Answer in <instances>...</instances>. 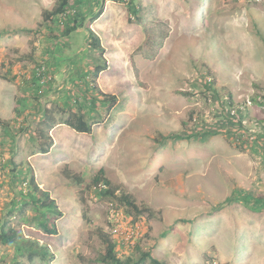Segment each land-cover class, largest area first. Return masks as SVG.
I'll use <instances>...</instances> for the list:
<instances>
[{"label": "rangeland", "instance_id": "374dc122", "mask_svg": "<svg viewBox=\"0 0 264 264\" xmlns=\"http://www.w3.org/2000/svg\"><path fill=\"white\" fill-rule=\"evenodd\" d=\"M128 1L80 0L85 28L66 36L64 16L42 20L55 0H0V223L33 175L61 210L56 235L26 221L30 204L8 216L53 255L33 264H102L111 208L139 230L126 254L139 242L164 264H264V0H135V16ZM44 111L53 143L34 153ZM76 112L90 132L59 123ZM99 169L151 212L97 199ZM15 261L31 264L0 244V264Z\"/></svg>", "mask_w": 264, "mask_h": 264}, {"label": "trees", "instance_id": "16d2710c", "mask_svg": "<svg viewBox=\"0 0 264 264\" xmlns=\"http://www.w3.org/2000/svg\"><path fill=\"white\" fill-rule=\"evenodd\" d=\"M79 1L80 0H55V3L50 10H44L42 12V20L46 22L47 27L50 28L49 26L54 24L57 18H59L60 16H64L63 18L66 19V23L64 25L62 33L66 36L70 35L71 32L76 31L78 28H85V24L83 23L84 15L81 10L77 8V4ZM128 2V9L130 11V14H133L134 16L137 15L138 7L135 4V0H129ZM73 4L75 5V7ZM100 13L101 9L99 12L93 14L91 21L95 20ZM86 30L88 31L87 38L89 39V46L93 49L102 50L100 38L88 26L86 27ZM103 69V66H97L96 68H94V74H97ZM212 87L213 85L211 83H207V81L204 82V92L212 91ZM214 93L216 92L212 93L211 98L215 102L216 96ZM106 98H108V100H111L112 102L116 100L115 96L113 95H106ZM226 103L228 102L224 101V104ZM17 113H19V111ZM41 116L43 118L42 120H40V123L43 124L47 128V130H45L41 125L34 128V138L37 145V150L34 153L44 154L49 151V148L53 143L52 137L50 136L48 131L52 126L51 124H53V119L51 118V116H48L47 112L45 111ZM73 117L74 118H66L59 123H64L78 132L88 133L91 131L92 123L87 122L83 114L76 112ZM0 123L2 125L4 124L1 120ZM11 163H13V161ZM99 184H103L104 187H99ZM27 188V191L22 195V199L24 200H22L21 202L17 200L12 201L10 208L8 209V213H6L4 215L5 217L1 220L0 244L11 246L14 250L15 255L25 256L31 264L34 263L33 261L37 257H39L40 261L48 263L51 259H53V255L50 253V250L46 244H40L37 240L25 238L20 231L5 226L7 224L6 221L9 219L8 216L12 214V210L14 208H19V213L23 215L25 205L30 204L32 206V211H35V214L31 216L30 220L26 219V221L36 222L38 228L48 235H56L58 233L55 221L57 219V216L61 215V210L58 208L56 201L48 194L46 190H43L39 187L33 175H31L28 180ZM87 188H89L90 191H92L99 200L103 198H111L112 200L113 198L116 199L121 206H124L126 208V214L133 215L135 219L145 211L151 212V210H149V208L147 207H144L143 210L130 193L121 190L117 192L115 187H112L110 185L109 180L103 176L102 169H99L96 172ZM97 233L103 247L102 251H100V253L96 257V261L99 263L164 264L162 261L154 258L150 252L142 251L139 246V242L137 244L135 243V245H133L134 247L132 246V252L136 254L132 255V252L130 254H126L124 250L126 246L120 244L119 242V244H117V241H113V236L110 233L109 227L107 232H104L101 230V228H98ZM117 246L118 248H116ZM14 264L21 263L19 261H15Z\"/></svg>", "mask_w": 264, "mask_h": 264}, {"label": "built area", "instance_id": "2783aa9c", "mask_svg": "<svg viewBox=\"0 0 264 264\" xmlns=\"http://www.w3.org/2000/svg\"><path fill=\"white\" fill-rule=\"evenodd\" d=\"M128 1V0H127ZM207 78V82L211 81ZM99 187H104L103 184H99ZM127 220L123 210L119 208H111L108 216L107 226L109 227L110 233L113 237H118V242L126 247L130 246L133 240L139 233L135 227L137 226H126L123 222ZM136 235V236H135Z\"/></svg>", "mask_w": 264, "mask_h": 264}]
</instances>
